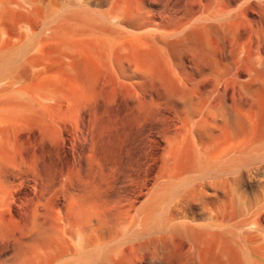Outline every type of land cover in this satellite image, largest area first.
Masks as SVG:
<instances>
[{"label":"bare ground","instance_id":"bare-ground-1","mask_svg":"<svg viewBox=\"0 0 264 264\" xmlns=\"http://www.w3.org/2000/svg\"><path fill=\"white\" fill-rule=\"evenodd\" d=\"M0 264H264V0H0Z\"/></svg>","mask_w":264,"mask_h":264},{"label":"rangeland","instance_id":"rangeland-1","mask_svg":"<svg viewBox=\"0 0 264 264\" xmlns=\"http://www.w3.org/2000/svg\"><path fill=\"white\" fill-rule=\"evenodd\" d=\"M130 125L131 122L124 117L109 120L104 134L98 138L97 142L95 159L99 163L105 165L118 158L133 131Z\"/></svg>","mask_w":264,"mask_h":264}]
</instances>
